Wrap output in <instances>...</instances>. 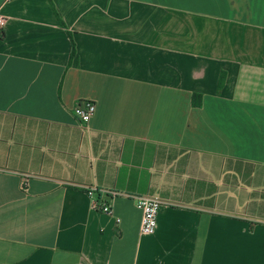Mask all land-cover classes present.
<instances>
[{
  "label": "crops",
  "instance_id": "1",
  "mask_svg": "<svg viewBox=\"0 0 264 264\" xmlns=\"http://www.w3.org/2000/svg\"><path fill=\"white\" fill-rule=\"evenodd\" d=\"M0 17V264H264V0ZM143 195L164 202L150 235Z\"/></svg>",
  "mask_w": 264,
  "mask_h": 264
},
{
  "label": "built area",
  "instance_id": "2",
  "mask_svg": "<svg viewBox=\"0 0 264 264\" xmlns=\"http://www.w3.org/2000/svg\"><path fill=\"white\" fill-rule=\"evenodd\" d=\"M2 21L3 20L0 17V24ZM94 111L95 104L89 99L76 102L72 108V113L79 123H86ZM88 193L92 194V191H88ZM135 202L141 210V220L139 227L140 233L145 235L153 234L157 227V216L159 209L164 204V202L153 195L137 196L135 197ZM96 207L105 214H112V209L108 204H102L99 206L98 203H96ZM116 221L118 222L119 219L117 218Z\"/></svg>",
  "mask_w": 264,
  "mask_h": 264
},
{
  "label": "trees",
  "instance_id": "3",
  "mask_svg": "<svg viewBox=\"0 0 264 264\" xmlns=\"http://www.w3.org/2000/svg\"><path fill=\"white\" fill-rule=\"evenodd\" d=\"M74 54V50H72V53H71V56ZM223 81H224V74H221L220 75V79H219V87L222 85V83H223ZM193 96V98L196 96V97H198V95H192Z\"/></svg>",
  "mask_w": 264,
  "mask_h": 264
}]
</instances>
